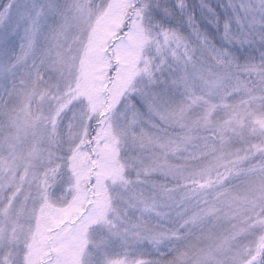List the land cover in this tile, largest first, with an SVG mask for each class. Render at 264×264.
Returning <instances> with one entry per match:
<instances>
[{
	"label": "snow or ice",
	"instance_id": "1",
	"mask_svg": "<svg viewBox=\"0 0 264 264\" xmlns=\"http://www.w3.org/2000/svg\"><path fill=\"white\" fill-rule=\"evenodd\" d=\"M256 3L264 5V0H256ZM153 6L159 8V0L155 5L152 0H105L102 17L86 33V42H82L78 54L70 61L58 53L52 61L55 70L63 71L70 65L71 72L69 79L54 85L57 103L54 107L49 105L48 115L44 117L51 128L43 127L37 145L27 156H18L13 151L10 158L0 161V173H5L0 175V192L5 196L3 207H0L4 225L0 227V264H106L105 261H98L96 256L112 238H120L123 244H127L130 233L126 227L128 208L136 207V202L143 204L144 212L149 214L157 208V202L146 198L141 188L142 184L148 183L147 177L160 171L179 179L182 183L177 184L175 189L161 186V191L170 200L174 199L170 193L181 187L184 188L182 201L190 200L198 188L205 187L199 184L198 178L210 174L211 167L185 173L182 167L168 165L166 159L162 164L158 156L146 161L143 150L157 146L164 150L166 157L169 151L175 153L184 143L191 141V133L195 129L214 132L219 136L222 147L226 139L224 134L236 130L233 125L241 123L240 117L245 111L239 105H230L227 102L230 93L222 91L233 61L227 50L209 45L193 15L186 16L188 28L201 40L202 46L213 53L216 65L222 69L210 72L209 76L200 74L204 94L198 95L195 78L187 71L191 56L186 37L179 28H166L162 22L154 21L149 15ZM229 6L235 7L233 4ZM71 7L74 13L72 19H80L85 15L91 17L88 9L94 6L75 0ZM176 7L183 11L187 7L185 0H176ZM207 7L215 15L214 9ZM241 8L248 12L252 10V5L242 4ZM162 11L166 16L172 15L168 8ZM260 11L264 12V8ZM65 19L67 21L68 17ZM236 20L240 23L239 16ZM210 23L218 26L219 18ZM223 27L224 40L231 42L235 39L231 22L225 20ZM39 31V27L26 29L20 53L13 63L0 64V71H14L35 55ZM57 35H63V32ZM138 35L141 40L139 46L136 44ZM133 52L136 55L131 57ZM184 57L188 58L187 61H183ZM169 60L177 65L182 61L184 63L183 73L171 80L173 88L183 89L182 98L171 105L165 104L154 90L159 82L157 73L163 72ZM243 70L256 71L257 66H244ZM260 74L264 78V65L260 66ZM33 85L29 90L30 96L38 93L43 100L50 95L48 88L37 87L36 81ZM213 98H217L218 102H210ZM196 108L202 111L193 118L190 114ZM220 109L230 110L228 120L220 122L212 118ZM153 117L179 125L186 132L180 141L161 142L145 127L146 123L156 127L152 123ZM35 120H40V117H35ZM45 140L48 143L59 141L67 155L62 158L63 164L50 168L43 179H38L30 169L36 159L42 158L39 144ZM253 147L264 156V147ZM209 150L219 153L217 162L222 160L224 154L214 144ZM61 167L69 173L68 184L57 195L54 189L50 191L53 186L49 183V172L55 176ZM20 169L23 171L17 181ZM29 176L31 179H28ZM33 180L36 181L34 192ZM189 180L191 186L186 183ZM24 183L28 184L26 191ZM208 186H211V181H208ZM9 191L11 197L8 196ZM21 196L26 202H31L30 210L26 209L24 214L7 206L9 200L15 204ZM243 200L250 206L248 211L257 217L254 225L264 233V181L254 185L250 197L246 196ZM211 211L217 209L214 206L200 209L192 214L191 219L195 222ZM186 212L185 209L179 213L184 222L182 226L188 223ZM25 214L27 228L21 248L15 226H19ZM156 214L162 215L159 212ZM9 224L14 226L11 237L8 234ZM134 228L132 234L136 240L148 241L155 248H160L163 234L154 232L146 223L134 225ZM175 238L178 240L179 236ZM227 242L228 237H225L217 246L218 250H223ZM186 256V252H179L170 264H185ZM131 264H161V260H134ZM195 264H206V261L197 259ZM233 264H264V235L260 238L259 247L238 253Z\"/></svg>",
	"mask_w": 264,
	"mask_h": 264
},
{
	"label": "rangeland",
	"instance_id": "2",
	"mask_svg": "<svg viewBox=\"0 0 264 264\" xmlns=\"http://www.w3.org/2000/svg\"><path fill=\"white\" fill-rule=\"evenodd\" d=\"M80 2L86 6H94L88 9L91 17L85 15L80 19H72L74 13L71 6L75 0H7L8 7L0 14V64H11L15 61V57L21 51L20 45L23 43L26 29L39 27L40 31L35 55L29 57L26 64L18 66L14 71H0V161L10 158L13 151L18 156H27L37 145L43 133V127L51 128L44 117L48 115L49 105L54 107L57 103L54 99L57 93L54 85L69 79L71 72L70 65L63 71L55 70L52 61L57 58L58 53L71 61L80 51L82 42H86V33L95 27L103 14L102 5L105 0H80ZM41 12L42 15H38ZM65 17H68L67 21ZM58 32H63V35L58 36ZM207 40L209 45L219 49L212 41ZM140 43L138 35L137 46ZM206 50L213 58V53ZM135 55L136 52H133L131 57ZM229 58L233 61L231 66L239 63L230 53ZM187 59L184 57L183 61ZM183 61L177 65L169 60L163 72L157 73L159 82L154 90L160 94L165 104L178 103L182 98L183 89L173 88L171 80L183 73ZM214 69L207 63L199 64L192 56L187 62V71L191 77L195 78L197 85L195 91L198 95L204 94L201 91L203 84L199 79L200 74L209 76L210 72L222 71L221 68ZM233 71L237 70H231V68L228 70L222 91L227 90L230 93L227 96V102L230 105H239L245 111L240 117L241 123L233 125L236 130L224 134L226 139L222 147L219 136L214 132L195 129L191 133V141L184 143L175 153L169 151L166 157L164 150L157 146H149L143 150L146 161L158 156L162 164L166 159L168 165L182 167L185 173L193 169L211 167L210 174L204 178H198L199 184L205 187L198 188L190 200L183 201L184 188L181 187L170 193L174 197L170 200L161 191V186L166 189H175L176 185L182 182L160 171L154 172L146 178L148 183L142 184L141 188L146 198L157 202L156 210L151 214L146 213L144 205L139 202H136V207L128 208L126 227L130 229V233L127 244H123L120 238H112L97 254L98 261H105L106 264H115V262L131 264L134 260L152 261L148 256L151 253L157 254L158 256L154 258L161 260L167 256L174 258L179 252H186L185 264H195L197 259L206 261V264H233L238 253L259 247L260 238L264 233H261L254 225L257 217L248 211L250 206L243 198L250 197L252 187L264 181V170H262L264 156L253 147V145L264 147V127H262L264 125V78L260 70H244L245 77L238 76L242 71ZM250 74L256 79L253 81L254 84L248 81L247 75ZM33 81L37 82V87L48 88L50 95L43 100L38 93L30 96L29 90L34 86ZM210 102H218V100L213 98ZM201 111L200 108H196L190 115L194 118ZM229 116L230 110L226 112L220 109L213 114L212 118L223 122L228 120ZM35 117H40V120H35ZM152 123L156 127H152L149 123H146L145 127L158 136L161 142L180 141L186 132V129L179 125L161 122L155 117L152 118ZM213 144L224 154L220 162L216 159L219 153L209 150ZM39 147L42 149V158L33 162L34 166L30 172H34L38 179H43L46 171L57 164L64 163L62 158L67 155V152L62 150L59 141L48 143L45 140L39 144ZM237 157L243 159L238 160ZM22 171L20 169L17 172V181ZM4 174L0 173V175ZM68 175L64 167H61L55 176L49 172V183L53 186L50 191L54 189L57 195L64 191L68 184ZM28 179H31V176ZM208 181H211V186H208ZM186 183L191 186L190 180ZM23 188L26 191L28 184L24 183ZM35 189L36 181L33 180L32 191L34 192ZM8 196L11 197L10 191ZM4 199V194L0 192V207H3ZM7 206L24 214L26 209L30 210L31 202H26L21 196L15 204L9 200ZM211 206H214L217 211H211L203 218L192 221L193 213L200 209H209ZM185 209L189 219L188 223L182 226L184 222L179 213ZM256 211L258 212L259 208ZM156 212L162 215H157ZM234 213L238 214L234 215ZM246 217L248 219H245ZM145 223L154 232L164 235V241L159 249L148 241L136 240L132 234L135 232L134 225ZM3 226V220L0 218V227ZM13 227L12 224L8 225L10 237ZM26 228L25 214L19 226H15L21 248ZM176 236H179L178 240ZM225 237H228L227 246L223 250H218L217 246L224 241ZM246 259L251 258L246 257Z\"/></svg>",
	"mask_w": 264,
	"mask_h": 264
},
{
	"label": "trees",
	"instance_id": "3",
	"mask_svg": "<svg viewBox=\"0 0 264 264\" xmlns=\"http://www.w3.org/2000/svg\"><path fill=\"white\" fill-rule=\"evenodd\" d=\"M6 3L7 0H0V14L7 9ZM152 3L155 5L156 0H152ZM185 3L187 7L181 11L176 7V0H159V8L153 6L149 15L154 21L162 22L166 28H179L187 39L190 56L196 59L199 64L207 63L212 69L220 68L202 46L201 40L192 33L185 23V17L189 14L194 16L201 35L206 36L220 50H227L237 58L239 63L230 66V68L242 71L241 74H238L239 77H245L244 66L256 65L257 70H260V66L264 65V12H261L260 9L264 8V5L257 4L256 0H185ZM230 4L235 7H230ZM242 4H251L252 10L246 12L241 8ZM207 6L214 9L215 15L208 11ZM164 8L171 10L170 17L162 11ZM237 16L240 18V23H237ZM217 17L219 18L218 26L210 23V21L214 22ZM225 20L231 22V32L235 37L231 42H227L223 38ZM180 51L183 53V49ZM247 77L248 81L254 84L253 81L256 80L254 76L250 74ZM148 256L152 261L158 260L154 258L158 256L155 253L148 254Z\"/></svg>",
	"mask_w": 264,
	"mask_h": 264
},
{
	"label": "clouds",
	"instance_id": "4",
	"mask_svg": "<svg viewBox=\"0 0 264 264\" xmlns=\"http://www.w3.org/2000/svg\"><path fill=\"white\" fill-rule=\"evenodd\" d=\"M172 260H173L172 257L167 256V257L161 259V264H170V262H171Z\"/></svg>",
	"mask_w": 264,
	"mask_h": 264
}]
</instances>
